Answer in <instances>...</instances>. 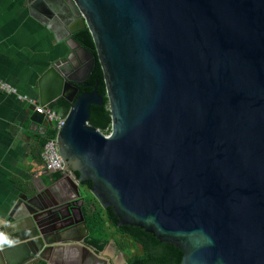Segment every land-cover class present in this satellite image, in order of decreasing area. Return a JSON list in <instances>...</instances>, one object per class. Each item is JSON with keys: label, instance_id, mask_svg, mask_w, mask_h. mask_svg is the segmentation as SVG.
<instances>
[{"label": "water", "instance_id": "1", "mask_svg": "<svg viewBox=\"0 0 264 264\" xmlns=\"http://www.w3.org/2000/svg\"><path fill=\"white\" fill-rule=\"evenodd\" d=\"M27 2L48 23L65 13L64 40L84 54L73 71L69 47L36 91L40 105L71 104L57 143L78 197L90 180L118 226L175 246L179 264H264V0ZM84 28L103 71L108 134L88 123L103 104L97 84L80 91L96 61L73 38ZM31 110L44 135L52 122ZM54 181L0 217V264L98 257L83 244L84 197L79 222L62 224L74 207L55 200Z\"/></svg>", "mask_w": 264, "mask_h": 264}, {"label": "crops", "instance_id": "2", "mask_svg": "<svg viewBox=\"0 0 264 264\" xmlns=\"http://www.w3.org/2000/svg\"><path fill=\"white\" fill-rule=\"evenodd\" d=\"M44 17L30 8L27 0H0V78L19 94L37 101L39 77L64 57L69 47L73 71L84 62L82 51L71 40H64L65 13L57 17L60 24L56 20L48 23ZM31 115L29 103L0 91L1 218L13 212L20 196L32 195L33 187L50 190L52 181L57 180L52 178L54 172L43 167L38 138L43 129L31 121ZM73 207L77 212V204Z\"/></svg>", "mask_w": 264, "mask_h": 264}, {"label": "flooded vegetation", "instance_id": "3", "mask_svg": "<svg viewBox=\"0 0 264 264\" xmlns=\"http://www.w3.org/2000/svg\"><path fill=\"white\" fill-rule=\"evenodd\" d=\"M82 89L83 86H80V91ZM76 173L77 172L70 168H65L61 177L58 178L56 185L52 187V194L56 201H63L66 199V201L62 203L63 206H67L66 204H70V206L77 204V206H79L78 204L79 201H81V196L84 197V187L82 183L88 180H84L79 184V190L82 194L78 197L73 181L78 177ZM59 192L61 194H59ZM84 199L82 200L80 208L83 205ZM62 208L61 211L65 214L64 207ZM77 213L78 212L74 210L72 219H66L62 224L67 225L72 221L78 223L80 215ZM122 226L117 225L118 228ZM67 235L76 234L68 233ZM132 235H135L137 238ZM83 244L97 249L96 246L88 241V236L84 238ZM98 254V257H90L84 254L83 257H80L81 259L79 262H76L73 256L70 258L69 255L64 256L62 261H59L57 254V256H53V264H109V262L110 264H176L178 262L177 251L172 248L171 244L161 242L149 233L139 232L134 229H124L123 231L113 233L108 239L105 247L98 251Z\"/></svg>", "mask_w": 264, "mask_h": 264}, {"label": "trees", "instance_id": "4", "mask_svg": "<svg viewBox=\"0 0 264 264\" xmlns=\"http://www.w3.org/2000/svg\"><path fill=\"white\" fill-rule=\"evenodd\" d=\"M73 38L80 43L85 48L89 49L96 58L93 69L85 81V85L82 90H92L95 84H97L98 94L103 99V104L101 106H91L90 107V116L88 123L105 134L110 132L111 125V116L108 107V100L106 96V88L103 77V71L101 65L97 59L95 44L92 38L91 33L87 28H84L73 35ZM50 109L54 111L58 115H65L71 104L68 103L65 99L59 98L54 104L49 105ZM55 129L53 127H49L44 135H38L39 138V147L40 153L42 152L43 146L45 142L55 135ZM62 175L61 171H56L53 173V178L58 179ZM78 175V173H76ZM84 187V202L81 208V212L83 218L85 220L86 226L89 231L88 241L97 247V251L103 249L108 242V239L111 235L118 231H123L124 229H134L139 232H145L139 227L125 225L121 228L117 227V217L113 214L111 208L103 209L99 203L94 199V197L89 193L86 194V190L91 187V181H85L82 183ZM133 237L137 238L135 235ZM173 249L177 251V263H180L182 257V251L172 245ZM28 264H46L45 261L41 259H36L34 261L29 262Z\"/></svg>", "mask_w": 264, "mask_h": 264}, {"label": "built area", "instance_id": "5", "mask_svg": "<svg viewBox=\"0 0 264 264\" xmlns=\"http://www.w3.org/2000/svg\"><path fill=\"white\" fill-rule=\"evenodd\" d=\"M0 91L8 94L16 95L17 99L20 101H25L34 107V111L40 113L44 116L45 120L52 122L53 128L55 129V135L49 138L42 149L41 159L43 162V167L48 171H61L65 170V166L62 157L59 153L58 143H57V133L58 130L63 126L65 115H58L52 111L49 105H40L35 98L29 97L27 95L19 94L16 89L4 82L0 78Z\"/></svg>", "mask_w": 264, "mask_h": 264}, {"label": "rangeland", "instance_id": "6", "mask_svg": "<svg viewBox=\"0 0 264 264\" xmlns=\"http://www.w3.org/2000/svg\"><path fill=\"white\" fill-rule=\"evenodd\" d=\"M86 194H87V195H89V192H88V190H86ZM84 196H85V195H84Z\"/></svg>", "mask_w": 264, "mask_h": 264}]
</instances>
